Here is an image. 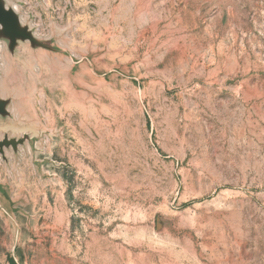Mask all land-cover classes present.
<instances>
[{"label":"rangeland","instance_id":"1","mask_svg":"<svg viewBox=\"0 0 264 264\" xmlns=\"http://www.w3.org/2000/svg\"><path fill=\"white\" fill-rule=\"evenodd\" d=\"M0 15V264H264V0Z\"/></svg>","mask_w":264,"mask_h":264},{"label":"water","instance_id":"2","mask_svg":"<svg viewBox=\"0 0 264 264\" xmlns=\"http://www.w3.org/2000/svg\"><path fill=\"white\" fill-rule=\"evenodd\" d=\"M0 21H1L2 25H3V27H4L5 26V22L1 19V17H0Z\"/></svg>","mask_w":264,"mask_h":264},{"label":"bare ground","instance_id":"3","mask_svg":"<svg viewBox=\"0 0 264 264\" xmlns=\"http://www.w3.org/2000/svg\"><path fill=\"white\" fill-rule=\"evenodd\" d=\"M0 27H3V25H2V23H1V21H0ZM2 52V51H1Z\"/></svg>","mask_w":264,"mask_h":264}]
</instances>
